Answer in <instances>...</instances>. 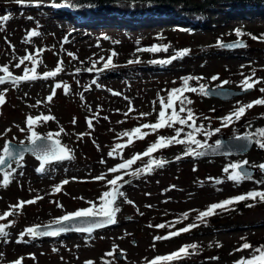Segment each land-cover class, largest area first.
Segmentation results:
<instances>
[{
	"label": "rangeland",
	"instance_id": "1",
	"mask_svg": "<svg viewBox=\"0 0 264 264\" xmlns=\"http://www.w3.org/2000/svg\"><path fill=\"white\" fill-rule=\"evenodd\" d=\"M55 1L60 0H0V69L7 67L20 76L35 69L28 74L36 77L0 86V95L5 98L0 105V156H5L8 140L27 143L35 138L33 132L53 137L50 126L62 130V140L54 138L64 146L65 142L72 144L71 159L44 162L27 154L0 171V227L7 233L0 237V264H152L154 260L157 264H232L240 259L246 252L239 248L244 236L264 234V203L236 216L234 225L207 229L200 225L180 236L172 233H182L181 229L159 228L154 222L162 216L205 209L226 196L264 190V152L253 148L243 155L195 160L193 153L188 155L182 145L172 143L151 153L162 159V166L146 167L125 178L124 174L151 155L143 154L157 137H172L177 129L186 128L179 124L156 131L142 127L158 121L161 96L186 75L205 83L202 93H195L193 106L196 114L210 117L214 124L240 106L246 108L239 120L233 117L207 137L206 145L216 143L220 134H251L264 143V105L254 103L264 100V52L259 51L264 50V16L236 18L230 26L194 32L173 31L174 24L158 21L138 28L94 26L77 24L68 13L62 16L52 6ZM133 7L137 6L120 3L109 9L123 12ZM5 16L9 17L6 21L2 19ZM80 16L99 18L90 10L80 12ZM242 26L258 35L239 38L247 40L244 48L253 52L223 48L222 42L237 39L225 32ZM33 32L37 35L32 36ZM219 34L223 36L220 40ZM159 35L170 36L172 43L163 42L160 49L152 41ZM142 48L148 50L147 57L137 63L136 52ZM176 53H184L181 56L185 59L178 69H173L175 62L168 66L149 62V56L170 58ZM26 56L32 59L20 63ZM109 58L112 64L105 68ZM58 67L60 72L45 78L46 72H55ZM243 79L254 86L244 96L230 101L205 96L208 86L246 88ZM57 84L61 87L56 88ZM49 96H53L51 101ZM248 104L253 107L247 108ZM44 116L53 119L47 122ZM29 118L36 121L31 128ZM135 128L147 135L143 139L134 135L129 143L124 134ZM133 157L138 158L126 170L110 171ZM242 162L257 169L254 178L229 179L223 167L231 170V165ZM101 176L103 180L98 179ZM116 176H123L116 188L124 193L116 195V226L56 240L27 233L29 228L55 223L88 208L98 215L103 207L101 197L113 191L109 181ZM27 201L35 203L19 207ZM9 212L13 215H6ZM195 243H200L199 249L189 251L188 245ZM181 248H187V253L172 260L158 259ZM118 251L124 253L122 260L116 257Z\"/></svg>",
	"mask_w": 264,
	"mask_h": 264
},
{
	"label": "trees",
	"instance_id": "2",
	"mask_svg": "<svg viewBox=\"0 0 264 264\" xmlns=\"http://www.w3.org/2000/svg\"><path fill=\"white\" fill-rule=\"evenodd\" d=\"M121 2H125L131 5H141L145 4L147 6L148 10H144L140 8L139 6L130 8L129 10L125 11L123 15L117 16V18L113 22H118V20L121 18L122 20H119L121 22H125L123 20H127L126 25L127 26H136L138 24V20H136V17H145V18H153L152 16H158V18H161V23L166 22V24H174L172 26L173 31H190L194 32L197 30H205V29H218V27H225L230 26L231 21H233L236 18L239 19H253L256 16H264V0H60L53 2V5H56L54 8H57V10L60 11H69L67 8H80L83 6H90L92 8H107L108 6L118 4ZM63 9V10H61ZM202 18V20H200ZM225 33L231 34L234 38H241V37H255L258 38V35L252 30L247 29L246 26L242 27H232V29L226 31ZM237 33H240L238 35ZM261 36H264V33L261 34ZM222 35L219 34L218 39H222ZM153 43H156L160 49L163 47V42L172 43V38L168 35L160 36L157 38H154ZM186 50V49H185ZM148 50L140 49L139 52L137 51V63H142L145 59L146 52ZM253 52L251 48H244V53ZM262 53L264 50H259ZM189 53V49L187 50ZM151 53V52H150ZM145 54V55H144ZM143 56V57H142ZM162 56V55H161ZM160 56V57H161ZM192 56V55H190ZM150 60L149 62H152L153 64H157L159 61L162 65L168 66L173 65L175 62L176 65H174L173 69H178L180 65H182L185 62V59L181 54H175L173 57L170 58H160L158 55L156 56H149ZM135 61V62H136ZM167 63V64H165ZM116 65V64H115ZM114 66V64L112 65ZM188 81V87L195 88L197 91L195 92H185L183 94V105H181L180 101H176L174 107L177 115L181 118L187 119V112L190 110L193 114V121H188L187 124L183 125L186 126L181 131V135L179 139L187 140V134L192 133L195 135V138L200 141L199 145L195 144H180L182 145L183 149L187 152V150L191 149L192 153L196 155L197 151L206 145V138L209 137L213 132L217 131V129H221L225 125V116L220 118L218 120L217 124H214L212 122L211 118L208 116H200L196 114L194 109V99H195V93H202L201 89L205 87V83L202 80H199L195 76L191 77L190 75H186V78L183 79L182 82L173 83L170 84L168 90L166 93H164L161 96V100L167 102V99L169 95L172 93L174 89L178 88H184L185 84L184 81ZM243 81H245L243 79ZM175 84V85H174ZM227 84V83H222ZM244 84V82H243ZM188 101H191V103H188ZM183 106L185 108L184 112H180V107ZM245 107V106H240ZM239 107V108H240ZM161 110V109H160ZM238 110V108H237ZM236 111V110H235ZM235 111L227 114V117L232 115ZM160 112V111H159ZM172 112V109L168 110V114L170 115ZM246 113V108H245ZM234 117V116H233ZM235 119V118H234ZM48 122V121H47ZM195 129V131H194ZM50 135L56 138H59L62 140V130L58 131L55 128H52L50 126ZM59 133V135H56ZM159 137L156 138V140L153 141V144L157 143L159 140ZM165 137V136H164ZM259 144H262L260 139H257ZM71 143L65 142L66 148L71 152ZM156 154H151L147 157L146 160H143V162L139 161L137 164L133 165L131 169H128V171L124 174V178L129 176L133 173H139L144 168L148 167V164L151 163L152 166H155L156 164L153 163L154 161L162 160L160 158H155ZM193 155V156H194ZM224 172L225 167H223ZM228 169V168H227ZM144 171V170H143ZM233 171L236 170H228L229 175L231 176L233 174ZM220 177V176H219ZM221 178H218L216 181H220ZM223 180V179H222ZM254 191V190H252ZM250 191V192H252ZM264 192V191H261ZM249 192L240 193L241 195H246ZM239 196V195H238ZM237 197V196H235ZM235 197L226 196L223 197L218 203H222L225 200L233 199ZM264 202H261L259 198H256L255 200L249 199L246 201L233 203L231 205H228L225 209H218L216 210V214L211 215L210 217L203 218V221L199 219V213L202 211H206L207 208L197 209L194 212H186L183 214H172V215H166L162 216L159 220H155L154 224L155 226L159 227L160 225H163V227L159 228H166V229H180L185 228L190 224L197 225L196 227H224L228 225H234L236 216H242L250 211H253L256 209V205L260 206ZM216 204V203H215ZM248 205H251L249 207ZM200 227V228H201ZM195 228V227H194ZM193 228V229H194ZM243 244L240 245V249L242 251H246L244 255L240 257L237 261L233 262L232 264H238L240 261H250L254 258L258 261L259 264V257L260 252L257 251V249H260L261 251H264V234L260 235L259 237H252V236H244ZM247 243L251 247L248 249H244L243 245ZM196 245V248L193 249L191 246ZM192 245H188L189 251H194L199 249L200 243H195Z\"/></svg>",
	"mask_w": 264,
	"mask_h": 264
},
{
	"label": "snow or ice",
	"instance_id": "3",
	"mask_svg": "<svg viewBox=\"0 0 264 264\" xmlns=\"http://www.w3.org/2000/svg\"><path fill=\"white\" fill-rule=\"evenodd\" d=\"M9 17L5 16L2 19L4 21H6ZM238 35H240V33H237ZM32 36L37 35L36 32L31 33ZM255 38V37H253ZM184 53H181V55H183ZM113 56L116 55V53H112ZM32 57L30 56H26L24 57L23 60H21L20 63H24L25 60H31ZM173 59H175V57H173ZM131 63V61H130ZM112 64V60L111 58L108 59L107 64H105V68H107L109 65ZM0 71L4 72L6 75L5 76H0V85L4 84L6 82V80L11 81L12 83H16L19 80H32L35 79L36 77L34 76H30L28 73L29 71H35V69H31L28 71H25L24 76L22 77H14L12 75V73L9 71V69L7 67H4L2 69H0ZM61 71V68H57L55 72H46L44 74L45 78L50 77V76H55L58 72ZM185 87L184 88H178V89H174L172 91V93L169 95L167 102L161 100L160 102V112L158 115V121L156 123H152V124H144L142 127L144 129H152L153 131L159 130V129H164V128H171L173 127V125L175 124H179L181 126L185 125L188 123V121H193V124L195 123L193 120V114L192 112L189 110L187 112V119L181 118L177 115L176 111H175V103L176 101H180L181 105H183V94L185 92H195L197 91V89L195 88H191L188 87V81L185 80L184 81ZM244 84L246 85L247 89H251L253 87V84L249 83L248 80L244 81ZM61 86L59 84L56 85V88H60ZM65 91L67 92V87L65 86ZM201 91H203V89H201ZM264 91V90H262ZM55 93H53L54 95ZM114 95H119V93H113ZM53 99V96H49L48 100L51 101ZM5 103V98L3 95H0V105H3ZM188 103H191V101H188ZM256 105H264V100H256L254 102ZM253 104H248L247 108H252ZM172 109L171 114H168V110ZM185 108L183 106L180 107V112H184ZM245 114V107H240L238 108V110H236L232 115L225 117V123L231 121L233 119V116L239 120L243 115ZM42 119L44 121H48L53 119V117L51 116H44L42 117ZM36 123L35 120H33L32 118L28 119V126L29 128H31L33 126V124ZM89 126L91 127V121L88 122ZM181 130L182 129H177L175 132V135L172 137H164L161 136L159 138V140L157 141V143L152 144L148 150L143 154L144 156H148L149 154H151L154 150H159L161 148L170 146L172 143H176V144H185V143H189V144H195V145H199L200 141L197 140L195 138V135H193L192 133H188L187 134V140L184 139H179L180 135H181ZM195 131V129H194ZM217 131H219V129H217ZM56 135H59V133H57ZM125 136L129 137V143H132V136H138L139 138L143 139L144 136L147 135V133L142 132L141 128H135L133 129L132 133H125ZM261 135H264V131L261 132ZM32 136L35 137V139H32V143L35 144L36 140L40 139L35 132L32 133ZM49 139H51V137H49ZM56 148L49 154H46L45 157H43V161L46 162L47 159L49 158V155L54 157L56 160H65V159H71L72 157L69 155V150L60 146L59 141H56ZM117 147H124V145H118ZM261 148H264V143L260 144ZM5 153H8V147L5 146L4 149ZM186 154L191 155L192 154V150L189 149L187 150ZM109 155H111V153H109ZM196 155H201V153H196ZM138 157H133V159L127 160L126 163H122L120 165H118V167H114L112 169H110V171L112 173H116L119 170H126L128 167H130L135 160ZM179 159V157L177 158ZM5 163V157L4 156H0V165ZM153 163H155L157 166H162V162L159 161H154ZM247 163V162H245ZM149 169H151L152 164L148 165ZM233 170L239 169L241 166L238 164H233L230 166ZM262 168H264V165H261ZM43 170V164L41 166V171ZM225 171L227 172L228 169L226 168ZM133 175H136V173H133ZM243 177L241 176V173L238 171H233V174L229 177V179L234 180V181H239L240 179H242ZM98 179L103 180L104 177H98ZM123 180V176H116V178L112 179L109 181V184L111 186H113V191L112 192H105L103 194V196L101 197L102 203H103V207H101L99 209L98 214L102 217H105L106 220L105 222L108 224H114L116 223V219H115V215L116 213L119 211L118 207H114V205L116 204V195H120L123 196L124 193L119 192V190L116 188L118 181H122ZM8 183V177L7 175L5 176L4 179V184L5 186ZM64 183H67V181H64ZM60 189L57 188L56 191H59ZM105 197H107V199H105ZM256 198H259V200L261 202H264V192L261 191H252L247 193L246 195H241V196H237L233 199H229V200H225L222 203H216V204H212L211 206L208 207V209L206 211H202L199 213V219H201V221H203V218L205 217H210L211 215L216 214V210L218 209H225L228 205H231L233 203H238V202H242V201H246L249 199H253L255 200ZM24 203L27 204H31V203H35V201H27V202H21V204L19 205V207H22ZM249 207H251V205H248ZM6 215H13V213L9 212ZM97 215V212L94 211L93 208H88L85 209L83 211H77L75 213L69 214V215H65L63 217H61L60 219H58L57 221H55L56 224H64L66 222L75 220L77 218H81V217H90V216H95ZM3 217H0V219H2ZM99 225H92L89 228H76L73 230L76 231H88L91 232L93 227H98ZM197 225L195 224H190L187 227L181 229V232H185L187 233L191 228L196 227ZM159 227H163V225H160ZM69 229L67 228H59L57 229L56 232H42L39 233V235H57L59 234V232H63V231H68ZM27 233L35 236L36 230L33 228H29L27 229ZM179 232L176 233H172V235H179ZM7 233L5 232V229L3 227H0V237H4L6 236ZM157 239H160L159 237H157ZM193 249L196 248V245H192L191 246ZM251 246L247 243H245L243 245L244 249H248ZM188 249L187 248H181L179 250V252L177 253H173L171 256H164V257H159V260H172L174 258H177L180 256L181 253H187ZM258 252H260V257H259V264H264V251H261L260 249H257ZM16 264H20V261H17ZM152 264H157V261L154 260L152 261ZM238 264H258V261L254 258L253 260L250 261H240L238 262Z\"/></svg>",
	"mask_w": 264,
	"mask_h": 264
},
{
	"label": "water",
	"instance_id": "4",
	"mask_svg": "<svg viewBox=\"0 0 264 264\" xmlns=\"http://www.w3.org/2000/svg\"><path fill=\"white\" fill-rule=\"evenodd\" d=\"M248 42L245 39H235L231 41L222 42V47L227 50L242 48L247 46ZM6 75V74H5ZM0 75V76H5ZM13 75V74H12ZM14 77H22L13 75ZM11 82L6 80V83ZM2 84V85H4ZM254 89V86L251 89L247 88H234L231 86H208L204 89L205 96L208 98H218L223 101H230L234 98L244 96L245 94L251 92ZM40 139L36 140V143L33 144L32 140L27 143H17L12 140H8L6 142V146L8 147V153H5V163L0 165V171L7 169L13 161L22 160L27 154L33 155L41 160L45 157L46 154L51 153L56 148V141H59L56 138L38 136ZM35 139V138H34ZM60 146L64 147V145L59 141ZM65 148V147H64ZM253 148H256V151L259 153L264 152V148H261L257 145L256 139L251 134H240L237 136H227L225 134H220L218 136V141L214 144H209L204 146L199 153L200 157L204 158H215V157H224L231 155H243L252 151ZM54 157L49 155L47 162H56ZM239 172L247 177H252L256 174L257 169L248 165L247 163L240 164ZM118 213V212H117ZM117 213L115 215V219L117 217ZM106 218L98 215L90 216V217H81L75 220L66 222L64 224H44L34 226L33 229L36 230V237L39 239H58L65 235L70 234H85L89 233L88 231H76L73 229L76 228H89L92 225H99L98 227H93L91 232L99 231L104 229H109L116 226L114 224H108L105 222ZM59 228H67L68 231L59 232L57 235H39L42 232H56ZM124 253L122 251L116 252V257L119 260H122Z\"/></svg>",
	"mask_w": 264,
	"mask_h": 264
},
{
	"label": "bare ground",
	"instance_id": "5",
	"mask_svg": "<svg viewBox=\"0 0 264 264\" xmlns=\"http://www.w3.org/2000/svg\"><path fill=\"white\" fill-rule=\"evenodd\" d=\"M121 3H125V2H121ZM118 4H120V3H118ZM118 4H114V5H118ZM114 5L108 6L107 8L105 7L103 9L100 8V7L92 8L90 6H83V7H80V8H71V7H69V8H67L69 11H63V12L60 11V10H57V8H55V10L60 12V14L62 13V16L66 15V13L70 14L76 20L75 22L77 24L78 23L80 24V23H86L87 22V23H91V24L93 23L94 26H99V25H104V24H108V25L111 26V25L117 24V25H121V26L125 25L127 28L136 27V26L138 28V27H143V26L147 27L150 24L156 23V21H158V23H161V21H163V20H159L161 18H158V16H152L153 18H151V19L150 18H145V17H136L135 19L138 20L137 21L138 24H136V26H127L126 25L127 20H123L125 22H121V21H119V20H122L121 18L116 23V22H113V21L117 18V16L123 15V13L125 11L129 10V9H127V10H125L123 12H120V10H111V9H109L110 7H112ZM129 5H131V4H129ZM141 5L143 6V8L148 10L147 6L145 4L144 5L141 4ZM52 6L55 7L54 5H52ZM132 6H135V5H132ZM137 6H140V5H137ZM61 10H63V9H61ZM85 10L92 11L95 15L99 16V18H97V19H95V18L86 19L84 17L82 18L80 16V12L85 11ZM82 27H84V26H82ZM84 30H85V28H84ZM234 51H236V50H234Z\"/></svg>",
	"mask_w": 264,
	"mask_h": 264
},
{
	"label": "flooded vegetation",
	"instance_id": "6",
	"mask_svg": "<svg viewBox=\"0 0 264 264\" xmlns=\"http://www.w3.org/2000/svg\"><path fill=\"white\" fill-rule=\"evenodd\" d=\"M1 75V74H0Z\"/></svg>",
	"mask_w": 264,
	"mask_h": 264
}]
</instances>
